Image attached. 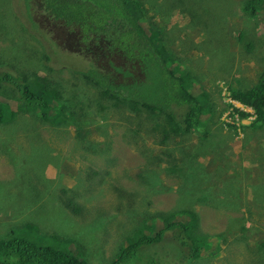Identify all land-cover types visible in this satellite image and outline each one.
Wrapping results in <instances>:
<instances>
[{"label": "rangeland", "instance_id": "374dc122", "mask_svg": "<svg viewBox=\"0 0 264 264\" xmlns=\"http://www.w3.org/2000/svg\"><path fill=\"white\" fill-rule=\"evenodd\" d=\"M15 1L0 0V69L48 77L67 115L19 112L17 93L0 85V100L15 113L0 124V236L18 231L80 249L87 264H110L151 216L192 208L210 250L178 264H264V127L249 126L256 113L231 97V88L256 85L263 73V12L245 14V0H162L174 2L168 11L145 2L144 25L156 14L167 49L191 74L189 89L199 99L209 96L196 130L164 143L154 133L159 117L105 102L65 69L80 64L68 52L70 39L59 29L32 30ZM46 52L54 56L48 64ZM204 122L211 125L207 136ZM180 148L188 159H179ZM198 180L199 193L213 196L206 203L189 190ZM98 218L103 226L92 224ZM152 257L136 264H154Z\"/></svg>", "mask_w": 264, "mask_h": 264}, {"label": "trees", "instance_id": "16d2710c", "mask_svg": "<svg viewBox=\"0 0 264 264\" xmlns=\"http://www.w3.org/2000/svg\"><path fill=\"white\" fill-rule=\"evenodd\" d=\"M145 2L159 5L163 11L174 4L172 1L164 4L162 0H21L19 3L16 0L14 4L24 5L26 11L22 12L29 19L32 30L45 32L47 29L52 33V29H59L70 39L68 52L80 64H67L66 70L92 85L99 91V97L110 101L112 106L134 112L143 110L159 117L162 123L154 133L167 143L175 136H185L196 130L209 96L202 93L199 99L189 89L191 74L179 67L171 50L167 49L161 26L155 20L156 14L152 24L144 25ZM242 10L253 17L259 12L264 16V0H245ZM22 21L23 29L27 30L24 16ZM44 57V64H48L54 56L46 52ZM32 75L34 78L30 79L26 72L16 74L0 69V85H10L17 93L19 112L42 114L46 119L67 115L65 107L59 103L62 93L53 81L46 76ZM231 97L256 113V120L249 126L264 127V70L256 85L231 88ZM8 107L0 100V124L15 115ZM210 126L207 122L201 124L205 136L210 133ZM180 152V160L188 159L185 149L180 148ZM198 181L199 184H192L189 190L194 201L198 195L200 202L206 203L213 196L200 194L201 181ZM67 205L75 212L82 210L72 200H68ZM179 212H159L151 216L153 223L127 237L109 263L136 264L151 253L150 260L154 259V264V257L170 264L184 260L188 263L201 257L203 251L210 250L211 244L198 229L199 214L192 208ZM102 220L98 218L92 224L103 226ZM168 232L173 233L170 240ZM171 244L174 250L170 249ZM87 263L80 249L35 242L18 231L0 236V264Z\"/></svg>", "mask_w": 264, "mask_h": 264}]
</instances>
